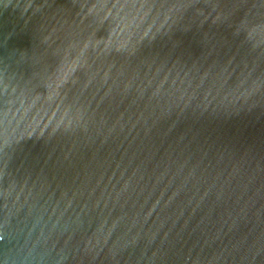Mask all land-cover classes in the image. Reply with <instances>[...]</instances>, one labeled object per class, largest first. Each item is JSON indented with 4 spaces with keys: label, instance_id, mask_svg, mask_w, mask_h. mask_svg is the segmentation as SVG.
<instances>
[{
    "label": "water",
    "instance_id": "obj_1",
    "mask_svg": "<svg viewBox=\"0 0 264 264\" xmlns=\"http://www.w3.org/2000/svg\"><path fill=\"white\" fill-rule=\"evenodd\" d=\"M0 264H264V0H0Z\"/></svg>",
    "mask_w": 264,
    "mask_h": 264
}]
</instances>
